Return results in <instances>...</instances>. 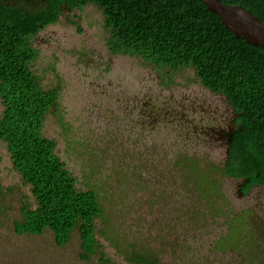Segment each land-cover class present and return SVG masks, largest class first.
I'll return each instance as SVG.
<instances>
[{"label": "rangeland", "instance_id": "rangeland-1", "mask_svg": "<svg viewBox=\"0 0 264 264\" xmlns=\"http://www.w3.org/2000/svg\"><path fill=\"white\" fill-rule=\"evenodd\" d=\"M107 35L102 9L89 3L66 10L33 39L39 49L33 70L44 87L60 88L43 132L56 140L77 186L100 195L104 212L96 220V237L110 258L106 264H136L126 260L131 245L152 248L161 264H264V189L240 197L238 183L215 168L225 196L209 209L197 190L192 193L191 180H183V169L173 165L191 158L200 160L199 167H218L224 156L222 146L179 123L186 97L209 95L194 68L168 73L137 57L112 54ZM3 108L0 99V116ZM33 203L30 185L0 140V264H103L99 254L79 258L77 229L63 247L49 229L17 234L14 222ZM251 206L263 219L256 217L253 231L249 225L230 238L231 214Z\"/></svg>", "mask_w": 264, "mask_h": 264}, {"label": "trees", "instance_id": "trees-1", "mask_svg": "<svg viewBox=\"0 0 264 264\" xmlns=\"http://www.w3.org/2000/svg\"><path fill=\"white\" fill-rule=\"evenodd\" d=\"M222 1L243 6L264 23V0ZM89 3L102 9L112 54L137 57L168 73L194 68L200 83L227 96L238 114L240 128L224 167L209 162V168L199 167L200 160L191 158L173 163L209 209L225 196L215 168L222 176L264 183V48L236 37L201 0H43L32 10L26 3L11 6L0 0V140L34 198V205L22 207L15 231L40 235L49 229L63 246L77 229L80 257L99 254L101 262L109 263L96 237V220L104 212L99 193L77 186L56 140L43 132L48 113L58 106L60 88L44 87L33 70L39 55L34 37L57 23L62 11L81 10ZM248 221L242 214L230 217L229 237L237 239L238 232L249 228ZM126 253L130 263L161 264L152 248L131 245Z\"/></svg>", "mask_w": 264, "mask_h": 264}, {"label": "flooded vegetation", "instance_id": "flooded-vegetation-1", "mask_svg": "<svg viewBox=\"0 0 264 264\" xmlns=\"http://www.w3.org/2000/svg\"><path fill=\"white\" fill-rule=\"evenodd\" d=\"M4 1H6L7 4L11 6L16 5L17 3H21V2L26 3L27 5L28 4L30 5V10H32L35 7L40 6L43 0H4ZM64 12L65 11H62V13L60 14V17L64 14ZM205 89L209 93L207 97H200L198 95H194L195 97L193 99H191V97L185 98L188 106L186 107L185 104H182V111H180V116H178L180 120L179 123H181L182 125L184 124V126L188 127L189 130L193 128L192 129L193 131H196V132L199 131V133H196L195 135L196 137H200L199 134H202L203 136L202 138L204 140L211 141V143H214V146H217V145L222 146L224 148V156L221 159L222 162H220V165L224 167L229 159L230 147L233 141V136L236 130L240 128V126L237 124L238 114L236 113L235 109L232 107L229 99H227L224 94L215 92L206 87ZM215 98H217L216 101H215ZM220 106L222 108H220ZM185 109H189L190 111L187 112L185 111ZM223 176L227 178H232L238 183L237 192L239 196L243 198H250L254 195L256 196L255 194L256 192L261 191V189H264V183H250V180L247 177L236 178L230 175H223ZM259 195L260 194H258V196ZM228 201H230V203L229 202L228 203L230 205L229 211H231L232 209L231 200H228ZM256 211L257 209L251 206L248 208H244L242 211L236 212L238 215L242 214L243 217H245V219L249 220L248 223L250 224V228H252V231H253V228L255 229V224L260 222L256 219V217L263 219V216L259 215ZM262 213L264 214V209L262 210ZM251 214H253L254 217L251 216V219L250 218L248 219V217ZM234 215L235 214H231V217L232 216L234 217ZM253 219L255 221H253ZM257 234H259L258 231L257 232L255 231V233H253V235H257ZM21 235H26V234H21ZM27 235H33V234H27ZM70 241L67 244H69ZM67 244L63 246H66ZM57 246L63 247L59 245ZM80 254H81V247H80V252H79V258L81 260L89 261L92 258V256H95V255H92L91 258L89 259H82L80 257ZM103 264H106V263H103Z\"/></svg>", "mask_w": 264, "mask_h": 264}, {"label": "water", "instance_id": "water-1", "mask_svg": "<svg viewBox=\"0 0 264 264\" xmlns=\"http://www.w3.org/2000/svg\"><path fill=\"white\" fill-rule=\"evenodd\" d=\"M201 1L211 12L219 16L222 24L236 37L264 48V23L251 11L241 5L228 4L222 0ZM226 98L228 99L227 96Z\"/></svg>", "mask_w": 264, "mask_h": 264}]
</instances>
